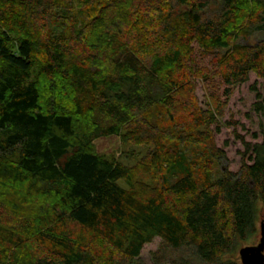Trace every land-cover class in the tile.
<instances>
[{"label": "trees", "instance_id": "16d2710c", "mask_svg": "<svg viewBox=\"0 0 264 264\" xmlns=\"http://www.w3.org/2000/svg\"><path fill=\"white\" fill-rule=\"evenodd\" d=\"M251 73L264 0H0V264H142L157 238L243 264L229 256L264 223V127L251 164L219 175L212 127ZM108 136L150 149L125 166L95 152Z\"/></svg>", "mask_w": 264, "mask_h": 264}, {"label": "rangeland", "instance_id": "374dc122", "mask_svg": "<svg viewBox=\"0 0 264 264\" xmlns=\"http://www.w3.org/2000/svg\"><path fill=\"white\" fill-rule=\"evenodd\" d=\"M219 6L213 3L208 13L214 16L218 13ZM263 37L259 34L252 37L249 41L250 45L258 44ZM264 93V80L259 79L256 74L251 73L247 82L237 86L234 89L232 98L228 102L224 116L219 120V131L214 129V139L218 150L224 152V159L213 165L214 172L219 175L221 171L228 170L238 173L243 163L251 164L250 155L246 152L244 143L255 145L262 142L261 130L264 127V116L258 114L254 110V105L258 102V96ZM195 95L198 107L206 109L210 102L208 91L203 81L196 84ZM150 120L159 126H168L172 128L174 124L169 122L167 117H158L157 114L150 115ZM188 116L183 120L187 121ZM183 122L181 118L178 119ZM108 125L107 123L102 126ZM95 152L98 155L115 159L125 166L132 167L142 159L150 149L146 146H136L132 143L123 141L118 136L101 137L93 142ZM140 179L152 186H156L157 180L154 175H140ZM123 186L124 184L121 183ZM261 240V224L258 223V232L250 240L242 243L237 250L229 257L241 261L240 250L246 247L257 246ZM142 264H173V262L181 259L195 264L194 259L187 250L173 251L168 249L163 241L159 238L155 239L151 244L144 247L141 253ZM197 264V263H196Z\"/></svg>", "mask_w": 264, "mask_h": 264}, {"label": "water", "instance_id": "95a60500", "mask_svg": "<svg viewBox=\"0 0 264 264\" xmlns=\"http://www.w3.org/2000/svg\"><path fill=\"white\" fill-rule=\"evenodd\" d=\"M243 264H264V223L261 224L260 244L240 251Z\"/></svg>", "mask_w": 264, "mask_h": 264}]
</instances>
